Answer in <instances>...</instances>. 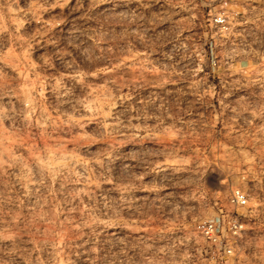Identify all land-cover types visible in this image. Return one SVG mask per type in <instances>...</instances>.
Here are the masks:
<instances>
[{
  "label": "rangeland",
  "instance_id": "374dc122",
  "mask_svg": "<svg viewBox=\"0 0 264 264\" xmlns=\"http://www.w3.org/2000/svg\"><path fill=\"white\" fill-rule=\"evenodd\" d=\"M0 264H264V0H0Z\"/></svg>",
  "mask_w": 264,
  "mask_h": 264
},
{
  "label": "built area",
  "instance_id": "2783aa9c",
  "mask_svg": "<svg viewBox=\"0 0 264 264\" xmlns=\"http://www.w3.org/2000/svg\"><path fill=\"white\" fill-rule=\"evenodd\" d=\"M215 25L223 27L226 24L225 18L221 15L213 19ZM228 204L233 208H244L248 204V197L240 189L231 191L228 197ZM244 224L238 215L230 214L222 216V224L218 219H208L200 222L196 226V231L210 244L216 246L221 243L223 230L227 232L229 238L225 239L224 253L228 256L233 255L232 239L239 237L243 232Z\"/></svg>",
  "mask_w": 264,
  "mask_h": 264
}]
</instances>
